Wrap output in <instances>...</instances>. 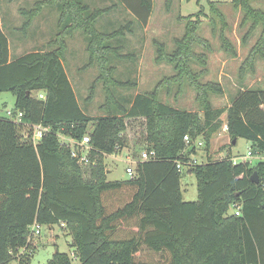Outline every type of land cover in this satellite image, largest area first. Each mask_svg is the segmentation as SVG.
Masks as SVG:
<instances>
[{"label": "trees", "instance_id": "obj_1", "mask_svg": "<svg viewBox=\"0 0 264 264\" xmlns=\"http://www.w3.org/2000/svg\"><path fill=\"white\" fill-rule=\"evenodd\" d=\"M49 2L58 6L63 25L51 42L56 45L53 50H34L12 60L0 20V94H14L15 111L23 112L24 123L52 128L35 144L31 127L0 117V264L31 263L30 253L24 252L31 247L30 227L35 222L50 227L65 222L73 235L75 257L57 250L46 264H264V163L234 165L230 156L215 160L209 154L211 135L226 120L232 141L246 139L255 154L264 155V89H242L226 108H213L206 100L202 116L159 101L156 91L137 93L125 104L113 95L105 114L91 116L80 107L65 69L66 37L82 30L91 60L104 66L113 56L133 58L110 45L114 36L132 33L133 21L113 32H100L96 19L109 7L95 9L84 0ZM233 2L243 7L245 21L262 25L263 35L250 56L264 57V11L252 7L251 0ZM117 3L148 25L154 0ZM40 4L23 12L26 24ZM210 6L215 9L213 1ZM222 20L225 24L223 16ZM191 24H186V41L177 39L174 51L157 47L158 62L189 73L193 52L187 41L195 30ZM226 40L224 48L236 55ZM246 64H253V59ZM131 85L134 82L119 81L116 86ZM138 118L146 120L147 149L155 150L158 158L140 161L134 154L139 160L136 176L108 181L105 155L126 147L127 123ZM58 132L78 140L89 133L91 163L80 165L61 144ZM185 135L192 141L203 136L208 155L188 167L197 179L195 201L185 200L186 167H177V160L186 162L198 152L192 144L188 157L181 154ZM254 172L258 184L251 180ZM236 202L242 204L241 216L231 212Z\"/></svg>", "mask_w": 264, "mask_h": 264}, {"label": "rangeland", "instance_id": "obj_2", "mask_svg": "<svg viewBox=\"0 0 264 264\" xmlns=\"http://www.w3.org/2000/svg\"><path fill=\"white\" fill-rule=\"evenodd\" d=\"M49 1L0 0L3 29L10 41L12 58L29 51L56 48L51 42L61 33L63 25L59 23L58 6ZM84 1L95 9L109 7L96 19V28L100 32H113L133 21L132 33L110 39V45L119 47L118 51L123 55L132 54L133 58L113 56L108 61L102 60L104 66L97 60H91L88 40L82 30H76L72 37L67 38L63 58L65 69L80 107L91 116L105 114L113 95L125 104L126 99L137 93L156 91L159 101L202 116L206 100L213 108H226L240 90L264 89V57L250 56L263 35V27L261 24L252 26L251 19L245 21L243 7L237 6L233 0H172L169 6L168 0H154L147 26L118 5L117 0ZM211 1L225 24L222 16L211 8ZM37 2H41L42 7L26 24L28 16L23 12L36 9ZM250 5L264 11V0H251ZM187 23L195 26L192 41H187L193 52L189 73L181 72L170 62L157 61L159 45L171 53L177 48V39L186 41ZM245 35L247 37L243 41ZM225 38L236 55L224 48ZM249 59H253V64H246ZM119 81H132L135 85L116 86ZM15 100L12 92L0 94V117H6L8 110L15 109ZM222 117L225 118L226 114ZM126 137V150L105 158V168L111 171L107 175L110 181L127 180L125 156L133 151L139 154V158L149 146L146 120L128 121ZM249 148V141L240 138L234 143L222 129L210 138V155L215 160L246 154ZM203 152L206 153L205 147L199 155ZM200 157L198 159L202 161ZM188 169L185 168L182 190L187 201H195L198 198L197 179ZM30 241V249L24 252L26 255L30 253V264H46L57 250L75 257L71 246L73 235L67 225H43L41 234L32 236Z\"/></svg>", "mask_w": 264, "mask_h": 264}, {"label": "built area", "instance_id": "obj_3", "mask_svg": "<svg viewBox=\"0 0 264 264\" xmlns=\"http://www.w3.org/2000/svg\"><path fill=\"white\" fill-rule=\"evenodd\" d=\"M40 98H44V94H39ZM6 117L7 119L14 121L15 123L19 124V125H24V126H29L33 129V133H32V139L33 142L35 144L39 143V141L49 132H51L52 128L50 126H45L42 124H37V125H30L27 123H24L23 121V112L22 111H15V109H11L8 110L6 113ZM222 130L226 133H228L229 127L228 124L226 122V120H224V123L222 125ZM24 135L27 137L29 135L28 132H24ZM58 136L60 138L61 144L66 145L68 148H70L71 152H72V156L74 158H76L78 160V162L80 163V165L85 166V165H89L91 163V159H90V153L93 151V147L91 145V136L89 133H86L82 139L78 140L70 135L64 134L62 132H58ZM184 141L186 144L185 149L183 150V152L181 154H183L185 157H188V151L190 149V146L193 144V146L196 147L197 149V154H193L191 156H189V160L184 162L183 160H177V167L180 170H184V168H188L191 165H196V164H200L202 163L204 160L207 159V154L203 152V154L199 155V153H202V149L205 147V139L203 138V136L198 137L196 140L192 141L191 137L189 135H185L184 137ZM122 150V149H121ZM119 150V151H121ZM98 154V152H96ZM114 154H110V155H115ZM133 151H131V153H129L126 157V163H127V167H126V172L129 175V178H134L136 176V167L138 164V161H146V160H155L158 158L157 153L155 150H148L147 148H145L140 155V159L137 160L135 158V156L133 155ZM108 154L105 155V158L107 156H110ZM204 155V156H202ZM97 156V155H96ZM200 157V159L202 161H199L198 157ZM205 158V159H204ZM229 159L233 162V164H239V163H249V164H255L257 162H263L264 163V155H258L255 154L251 147L249 148L248 152L246 154H242V155H231L229 157ZM93 164H95V161H93ZM262 186L264 187V181L262 183ZM231 212L236 215V216H241L242 215V204L241 203H233L231 206ZM62 225H66L65 222L61 223ZM31 232H30V237L29 240L32 236H37L41 234V225H39L38 223H34L33 225H31L30 227Z\"/></svg>", "mask_w": 264, "mask_h": 264}, {"label": "crops", "instance_id": "obj_4", "mask_svg": "<svg viewBox=\"0 0 264 264\" xmlns=\"http://www.w3.org/2000/svg\"><path fill=\"white\" fill-rule=\"evenodd\" d=\"M0 20H1V23H2V16H1V13H0ZM59 22H60V19H59ZM3 25V24H2ZM72 37V36H71ZM67 38H70L69 36H67L66 37V42H67ZM44 51V50H43ZM30 52V51H29ZM21 55H23V54H19L18 56H16L15 58H17V57H19V56H21ZM10 58L13 60V59H15V58H12L11 56H10ZM63 62H64V60H63ZM65 65V64H64ZM71 81V80H70ZM123 149H125L126 150V147L125 148H123ZM129 150V149H128ZM209 154H210V152H209ZM202 156H204V155H202ZM205 159V158H204ZM224 159V158H223ZM220 160V159H219ZM111 171L108 169V171H107V175L110 173ZM108 181H110V180H108ZM183 194H184V192H183ZM184 198H185V196H184ZM186 200V199H185Z\"/></svg>", "mask_w": 264, "mask_h": 264}, {"label": "water", "instance_id": "obj_5", "mask_svg": "<svg viewBox=\"0 0 264 264\" xmlns=\"http://www.w3.org/2000/svg\"><path fill=\"white\" fill-rule=\"evenodd\" d=\"M234 143H236V140H234ZM251 180L253 181V182H255L256 184H258L259 183V175H258V173L257 172H254L253 174H252V176H251Z\"/></svg>", "mask_w": 264, "mask_h": 264}]
</instances>
